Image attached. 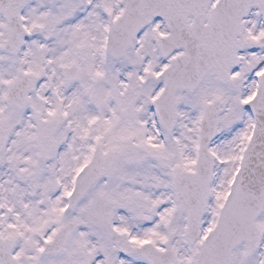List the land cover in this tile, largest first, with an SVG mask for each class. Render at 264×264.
Returning a JSON list of instances; mask_svg holds the SVG:
<instances>
[{"label": "snow or ice", "instance_id": "6c2138e0", "mask_svg": "<svg viewBox=\"0 0 264 264\" xmlns=\"http://www.w3.org/2000/svg\"><path fill=\"white\" fill-rule=\"evenodd\" d=\"M0 264H264V0H0Z\"/></svg>", "mask_w": 264, "mask_h": 264}]
</instances>
